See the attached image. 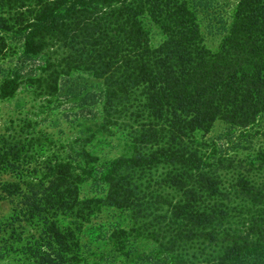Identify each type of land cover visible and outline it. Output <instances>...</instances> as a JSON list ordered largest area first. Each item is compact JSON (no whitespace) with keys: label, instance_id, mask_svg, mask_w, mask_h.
Returning a JSON list of instances; mask_svg holds the SVG:
<instances>
[{"label":"trees","instance_id":"trees-1","mask_svg":"<svg viewBox=\"0 0 264 264\" xmlns=\"http://www.w3.org/2000/svg\"><path fill=\"white\" fill-rule=\"evenodd\" d=\"M211 1L0 0V58L16 57L0 98L23 82L50 97L75 72L99 87L71 91L88 111L82 145L43 134L39 149L52 154L36 159L2 139L18 180L0 186L13 205L0 219V259L264 264V0H237L217 49L197 12ZM218 120L224 137L207 138ZM106 207L118 216L94 223ZM97 241L111 251L89 261Z\"/></svg>","mask_w":264,"mask_h":264},{"label":"rangeland","instance_id":"rangeland-1","mask_svg":"<svg viewBox=\"0 0 264 264\" xmlns=\"http://www.w3.org/2000/svg\"><path fill=\"white\" fill-rule=\"evenodd\" d=\"M237 0H212L210 4L199 7L198 19L201 25L202 34L205 37L206 45L212 49H217L222 34V28L224 25H229L234 15L235 6ZM153 43L158 44L162 40L163 36L158 28H152ZM16 57L7 56L0 58V81L3 76L2 69L8 70L15 63ZM7 72V71H6ZM85 86L86 89L93 91H99L98 82L94 80L90 75L81 72H75L72 75L65 77L60 82V93H55L48 97L45 94L39 93V90L32 87L27 82H23L17 93L10 98H0V147L3 145V140H19L20 143H24L29 151L24 152L34 158L44 159L52 154L50 147L46 148L45 151L39 149V142L37 139H41L43 134H48L53 137L57 143H68L73 142L77 146L83 144L85 135L82 133L83 126L79 125V121L82 120L81 116L88 114V111H83L78 108V100L73 99L71 96L72 88ZM95 114V110H94ZM87 120L90 123H95L99 118L95 116L89 117ZM102 119H99L101 121ZM119 126H117L115 144H119L117 140L120 136L118 134ZM228 130V124L223 120H218L211 132L207 134V138L217 139L224 137ZM234 133L238 136V129ZM251 137V136H250ZM248 137V139H250ZM29 146V147H28ZM250 149L243 146H238L232 149V151H238L240 155H245ZM4 151V148L0 149ZM68 149L63 150L66 153ZM109 155L115 152V149H105ZM42 155V156H41ZM11 158V157H9ZM17 172L13 171V168L4 162L0 158V186L5 181H16L18 177ZM30 173L25 174V179L30 180ZM88 185L85 186L88 189ZM13 213L12 203L6 199L0 202V219H6ZM119 211L115 208L106 207L103 208L94 217V223L107 224L113 221L118 215ZM115 215V216H114ZM89 231L86 230L87 234L82 236L83 242L89 236ZM99 241L95 242V250L97 253L93 254L89 261L99 260V254L107 256V252L111 251L110 246L98 245ZM98 245V246H97ZM147 247V246H142ZM113 257H110L105 264H113ZM0 264H17V261L12 259H0Z\"/></svg>","mask_w":264,"mask_h":264}]
</instances>
